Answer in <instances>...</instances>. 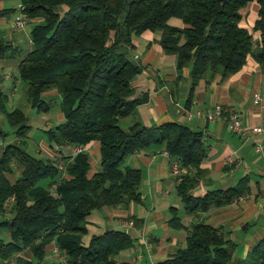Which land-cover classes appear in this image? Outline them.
I'll return each instance as SVG.
<instances>
[{
    "label": "trees",
    "instance_id": "1",
    "mask_svg": "<svg viewBox=\"0 0 264 264\" xmlns=\"http://www.w3.org/2000/svg\"><path fill=\"white\" fill-rule=\"evenodd\" d=\"M248 1L18 0L26 22H33L31 47L17 62L18 78L26 82L27 101L37 110L49 109L50 99L44 93L55 90L63 120L47 130L54 156L40 149L32 154L19 142L2 146L0 214L11 212V216L0 220V264H10L12 259L55 264L45 259L51 241L65 257L58 264H119L118 252L133 244L127 231L107 228L93 234L87 244L82 236L93 210L140 199V170L123 161L150 145H164L170 168L177 161L175 189L188 214L227 204L247 190L241 178L227 188L194 194L205 171L199 167L207 150L201 131L175 120L152 125L135 120L126 128L118 122L147 100L148 92L133 84L143 65L131 57L132 35L145 29L158 32L163 52L175 56L176 79L189 66L187 104L200 78L234 73L248 55L264 65V0H256L252 26L259 32L256 41L240 23L239 9ZM16 11V6H3L0 16ZM170 17L181 19L183 25L169 23ZM13 50V43L0 37V58ZM175 92L172 87L171 93ZM6 101L0 89V112L21 140L30 128L26 115L19 107L7 109ZM94 140L99 143V162L88 175V153L64 148ZM15 166L21 167L20 174L10 180ZM42 179L48 180L46 185L39 183ZM169 223L179 226L178 216ZM186 230L184 246L153 264H264V236L247 257L232 263L231 243L221 227L197 221Z\"/></svg>",
    "mask_w": 264,
    "mask_h": 264
},
{
    "label": "crops",
    "instance_id": "2",
    "mask_svg": "<svg viewBox=\"0 0 264 264\" xmlns=\"http://www.w3.org/2000/svg\"><path fill=\"white\" fill-rule=\"evenodd\" d=\"M2 2L0 0V8L5 6ZM246 4L239 9L242 15L240 23L250 30L256 41L259 32L253 30L252 26L257 17L258 3L250 0ZM6 16H0L2 38L13 35L15 31L13 20H6ZM168 22L183 25L177 17H170ZM158 37V32L149 29L132 35L134 46L131 56L143 65L142 71L133 78V84L139 90H146L148 95L147 100L138 104L135 112L127 116L130 118L129 124L135 120L143 125L175 120L202 132L207 150L199 167L205 171L194 194L201 195L209 188H227L241 178L246 181L247 190L227 204H212L206 211L188 214L176 193V181L164 145H150L127 155L123 161L124 165L140 170V199L126 205L102 206L93 210L87 217V232L82 236V242L87 244L93 234L102 233L107 228L123 229L133 238V244L118 252L116 258L119 264H153L175 252L177 247L184 246L186 228L191 223L204 221L212 226H219L226 232L231 243L232 263H235L237 259L247 257V253L264 236V108L261 109L252 102L255 92L264 98V65L248 55L243 66L234 73L225 77L215 73L210 78H200L191 101L187 104L189 66H184L181 77L176 79L175 56L163 52L157 41ZM28 40L31 47L30 36ZM10 41L14 50L8 56L0 58L1 64H5V59H13L14 53L20 50L15 40ZM17 62L18 60L16 64ZM2 68L3 65L0 69ZM6 78L7 74L0 75V89H3ZM171 86L176 88L174 95L171 93ZM12 91L13 87L10 93ZM47 93L56 91L44 94ZM215 103L236 110L247 128L260 125L262 133H249L244 137L231 131L224 119L208 120L195 113L197 109L206 112ZM60 115L63 116L62 112ZM255 140L260 141L259 151L254 149ZM40 147L41 151L51 156L56 155L49 143H42ZM64 149L66 152H73L72 147ZM85 151L90 163L88 175H91L98 167V141L86 144ZM15 168L17 172L9 175L10 180L20 174L21 167ZM193 171L194 168L190 169V172ZM173 216H178L179 226L169 223ZM54 245L53 241L46 245V260ZM23 257L30 259L28 254Z\"/></svg>",
    "mask_w": 264,
    "mask_h": 264
},
{
    "label": "rangeland",
    "instance_id": "3",
    "mask_svg": "<svg viewBox=\"0 0 264 264\" xmlns=\"http://www.w3.org/2000/svg\"><path fill=\"white\" fill-rule=\"evenodd\" d=\"M3 5L5 6H17L18 0H3ZM247 7V4L244 6ZM15 14V13H14ZM14 14L6 16V20H14ZM33 22L28 21L22 28L15 27V31L13 35H5V40H15L16 43L19 44L18 52L14 53L13 59H5L3 68L0 69V75L4 76V74L8 75V78L3 81V89H1L7 95L6 107L7 109H11L14 107H19L23 110L27 118V124L30 126L29 131L26 136L20 138L19 140L14 134V127L11 126L6 116L3 112H0V151L2 149L3 144L9 142H19L23 145L26 150L32 154L38 153V149H40L42 143H50L47 139V130L49 128H53L55 125L60 123L63 120V116L60 115V96L57 93H47L45 94V99H50V107L48 110H37L32 107L26 98V82L18 78L17 64L16 61L19 57L30 48L28 37L30 28L32 27ZM2 29V28H1ZM132 57V56H131ZM133 58V57H132ZM137 61L135 58H133ZM138 62V61H137ZM14 88V91L10 93V89ZM138 90V89H137ZM57 94V95H56ZM129 117H121L119 119V125L123 128H126L129 125ZM53 143V142H52ZM43 150V149H42ZM20 167V166H19ZM17 172V169L14 168V172ZM19 173L17 174V176ZM16 176V177H17ZM48 182L47 179L40 180V184L46 185ZM11 216V212H4L0 214V220L4 218H9ZM5 229H1L2 234L5 232ZM5 234V233H4ZM48 260L52 261L55 264L60 263L59 259L54 256L52 250L50 249L48 252ZM67 264V263H65Z\"/></svg>",
    "mask_w": 264,
    "mask_h": 264
},
{
    "label": "built area",
    "instance_id": "4",
    "mask_svg": "<svg viewBox=\"0 0 264 264\" xmlns=\"http://www.w3.org/2000/svg\"><path fill=\"white\" fill-rule=\"evenodd\" d=\"M16 7H17V11L14 14L13 24L15 27L19 28L25 25L26 20L22 14L21 11L22 6L19 2L17 3ZM252 102L258 105L261 109L264 108V98L258 92L253 93ZM195 113L198 116H201L204 119H208V120L220 119V118L224 119L231 131L239 133L244 137L247 136L249 133H254V134L262 133V127L260 125H254L250 128L245 127L244 124L242 123L239 113L236 110L229 108L221 103H215L213 107L206 112H202L200 109H197ZM254 149L256 151L261 150L260 141L258 140L254 141ZM81 150H85V145H74L72 147V151H73L72 153H76ZM57 167L59 169H62L63 168L62 163L58 162ZM171 172L173 174H177L179 172L177 161H173L171 163ZM52 250L54 255L59 259L60 262L65 261V257L62 254H60V251L58 250L56 245H54ZM10 264H14V259L11 260Z\"/></svg>",
    "mask_w": 264,
    "mask_h": 264
}]
</instances>
